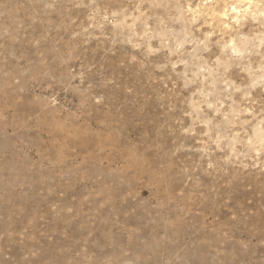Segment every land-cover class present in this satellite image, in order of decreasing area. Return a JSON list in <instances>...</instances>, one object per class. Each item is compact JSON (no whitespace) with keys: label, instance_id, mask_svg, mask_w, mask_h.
<instances>
[{"label":"rangeland","instance_id":"rangeland-1","mask_svg":"<svg viewBox=\"0 0 264 264\" xmlns=\"http://www.w3.org/2000/svg\"><path fill=\"white\" fill-rule=\"evenodd\" d=\"M0 264H264V0H0Z\"/></svg>","mask_w":264,"mask_h":264}]
</instances>
